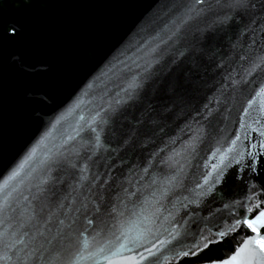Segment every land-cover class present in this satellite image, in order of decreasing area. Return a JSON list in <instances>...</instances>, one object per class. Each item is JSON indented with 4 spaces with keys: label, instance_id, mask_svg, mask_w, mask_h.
I'll return each instance as SVG.
<instances>
[{
    "label": "water",
    "instance_id": "water-1",
    "mask_svg": "<svg viewBox=\"0 0 264 264\" xmlns=\"http://www.w3.org/2000/svg\"><path fill=\"white\" fill-rule=\"evenodd\" d=\"M33 150L0 264H225L264 211V0H0V184Z\"/></svg>",
    "mask_w": 264,
    "mask_h": 264
},
{
    "label": "snow or ice",
    "instance_id": "snow-or-ice-1",
    "mask_svg": "<svg viewBox=\"0 0 264 264\" xmlns=\"http://www.w3.org/2000/svg\"><path fill=\"white\" fill-rule=\"evenodd\" d=\"M199 2H203V0H199ZM34 155L35 150H33V153L19 165V169L17 171L13 172L10 177L0 184V192L8 186L11 180H14L20 175V171L23 170L25 165L28 163V160L32 159ZM2 210L3 205H0V211ZM248 227L256 233V236L246 241L237 255L225 261V264H264V235H261L259 232L260 228H264V211L260 212L257 220L248 222ZM223 235L224 233H221V236ZM205 247H207V244H205ZM185 255H187V253H185ZM76 264H79V261H77Z\"/></svg>",
    "mask_w": 264,
    "mask_h": 264
}]
</instances>
